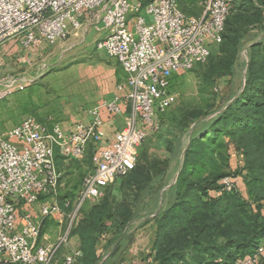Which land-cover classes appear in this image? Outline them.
Listing matches in <instances>:
<instances>
[{"label":"rangeland","instance_id":"rangeland-1","mask_svg":"<svg viewBox=\"0 0 264 264\" xmlns=\"http://www.w3.org/2000/svg\"><path fill=\"white\" fill-rule=\"evenodd\" d=\"M205 1L197 0L194 3L186 0L181 7L187 15L200 16ZM233 3L234 0H230L231 7ZM226 35L227 41L234 40L233 47L225 43L216 45L205 63L198 64L191 71L174 75L171 83L172 103L166 111L158 113L160 128L139 148L136 170L104 187L102 197L85 203L72 223V210L64 208V201L77 196L83 178L94 170L98 145L93 144L94 154L92 148L87 149L80 159L68 160L60 156L62 188L57 202L65 212L64 217L62 220L58 214L42 217L38 204L34 206L41 225L39 243L58 246L49 264H66L72 252L79 250L82 254L74 264H87L80 247L81 235L93 228L95 232L101 225L109 228L106 232L111 244L108 248L99 247V253L92 260L94 264H143L145 261L153 264L145 256L156 238L155 219H161L164 208L173 196L170 188L178 184L183 191L190 182L203 181L210 175L222 178L231 176L236 179V186L218 195L221 178L217 189L210 190L209 197L203 198L205 201L233 192L241 198L239 204H243L236 207L238 218L245 222L251 221V217L264 221V199L250 197L246 158L244 155L241 161L240 157L252 133L242 128L231 137L227 130L235 127H216L214 121L228 104L240 98L245 88L248 65L256 51L254 46L264 44V25L246 27L241 38L235 39V32L229 28ZM99 38V33L85 23L66 38L42 48L27 67L16 65L14 54H8L7 58L0 55V132L18 125L26 117L35 118L49 129L58 123L70 131L76 122L90 120L91 111L103 101L113 96H126L127 92L121 86L126 82L127 73L114 58L98 48ZM261 51L264 54V49ZM125 111L123 116L109 120L114 121V125L120 123L119 128L124 126L131 111L129 103L125 104ZM194 132L196 136H193ZM188 148L191 152L187 157ZM194 188L186 199L190 208L195 206L194 194L199 189ZM231 212L220 216L222 226L217 231L219 240H223L224 233L228 232L230 222L237 228L240 226L237 219L232 218ZM115 215L127 223L123 233L114 230ZM193 216L202 225L208 213L196 208ZM65 236L67 241H63ZM186 236L188 238L187 232L176 233L162 227L161 250L163 240L165 248L176 238L181 240ZM263 244L264 240L259 246ZM248 252L250 254L252 250ZM196 256L197 253L193 251L187 252L172 263L195 264ZM223 262L218 259L209 264H225Z\"/></svg>","mask_w":264,"mask_h":264},{"label":"built area","instance_id":"built-area-1","mask_svg":"<svg viewBox=\"0 0 264 264\" xmlns=\"http://www.w3.org/2000/svg\"><path fill=\"white\" fill-rule=\"evenodd\" d=\"M230 11V0H206L200 16L185 14L179 0H0V47L11 39L27 48L53 45L88 23L100 35L98 48L127 73L121 86L126 96L103 101L91 111L90 121L76 122L70 131L58 123L49 129L26 117L0 132V264L53 260L58 246L39 243L34 206L42 217L65 215L57 202L62 187L58 157L80 159L89 144L98 145L94 170L83 178L77 196L64 201L72 223L85 203L102 197L104 187L135 168L139 148L160 128L158 113L172 103V78L209 59L222 43ZM127 103L131 111L125 125L108 146L100 147L104 117L123 116ZM240 157L242 161L244 154ZM235 183L231 176L222 178L218 195L233 190ZM81 254L72 252L66 264ZM262 258L260 245L234 264H258Z\"/></svg>","mask_w":264,"mask_h":264},{"label":"trees","instance_id":"trees-1","mask_svg":"<svg viewBox=\"0 0 264 264\" xmlns=\"http://www.w3.org/2000/svg\"><path fill=\"white\" fill-rule=\"evenodd\" d=\"M185 1L179 0L181 9V4H184ZM190 1L196 3L197 0ZM182 11L185 13L183 9ZM230 14H233V16L230 17ZM260 24L264 25V0H234L226 20L222 43L233 47L234 40L232 42L226 40L228 37L226 35L227 28L235 32V39H237L243 36L246 27ZM254 48L256 51L253 53L248 65L245 88L240 98L228 104L214 118V121H216V127H224L225 129L230 126L235 127L233 130H227L231 137H234L242 128L252 133V137L246 142L247 150L242 149V151L246 158L245 170L248 173L249 195L255 200H261L264 199V54L261 51L264 49V44H257ZM196 134L194 132L193 136H196ZM91 148L94 154L93 144H89L87 147V149ZM190 149L186 150L187 157L190 156ZM57 162L59 166L60 162ZM137 165L132 171L136 170ZM219 177L210 175L203 181L190 182L183 191L179 189L178 184L170 188L169 192H173V196L164 208L161 219H155L157 221L156 238L152 248L147 250L148 254L145 259L152 257L153 264H173L172 262L176 258H182L187 252L193 251L197 253L194 260L195 264H209L218 259L224 261L225 264H234L238 258L249 253L248 250L254 252L259 247V244L264 240V221H259L257 217L249 218L251 221L248 222L238 218L236 207L243 206V204H239L241 203V201L239 202L240 197L230 192L222 198L209 199L208 201L203 199L208 196L210 190L217 189L218 181L223 176ZM194 187H199L197 190L199 194H194L195 206L190 208L186 204V199L188 198L187 195L195 189ZM196 208L203 209L208 213L205 224L199 225L196 222V217L193 216V210ZM229 211H232V218L237 219L240 225L239 229L234 223L230 222L228 232L224 233L223 240H219L217 231L222 226L220 216ZM114 217V230L123 233L127 227L126 221L119 220L116 215ZM162 227L163 230L171 229L176 233L187 232L188 238L187 236L181 240L176 238L177 240L175 239L165 248L163 240L162 251L160 247ZM107 229L109 228L101 225L100 228L95 229L96 233L94 228L91 231L82 233V245L80 247L87 264H94L92 260H95V256L99 253V247L108 248L111 244L110 236L106 232ZM206 254L208 255L205 256ZM83 258L80 259L83 260ZM263 259L258 264H264ZM3 264L16 263L4 262ZM143 264L148 263L145 261Z\"/></svg>","mask_w":264,"mask_h":264},{"label":"crops","instance_id":"crops-1","mask_svg":"<svg viewBox=\"0 0 264 264\" xmlns=\"http://www.w3.org/2000/svg\"><path fill=\"white\" fill-rule=\"evenodd\" d=\"M48 46H50L49 43L42 42L39 46H31V47L27 48V47L23 46V44L21 43V41L19 39H11V40H8L5 44H3L0 47V55H2V57L6 56V58H7V56H9L10 54L11 55L14 54L16 56V60H17L16 65L24 68L26 65L28 66V64L29 65L32 64V61L34 60V58L36 56H38V54H40V51L42 48H45ZM90 120H88V121H90ZM112 120H109V118L104 117L103 130L105 132L104 133L105 135H104L103 140L101 141V143L99 145L102 148H105L106 146H108V144L110 143V140L114 136V132L117 130V128H119L120 123L114 125V121H112ZM60 160H61V158L58 157L59 162H60ZM57 216L60 217V215H57ZM60 220H62V219L60 218Z\"/></svg>","mask_w":264,"mask_h":264}]
</instances>
